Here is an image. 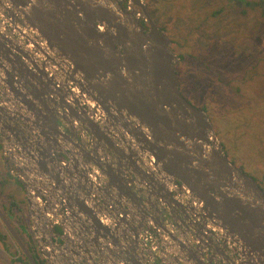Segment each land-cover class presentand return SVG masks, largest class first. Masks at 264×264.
Instances as JSON below:
<instances>
[{
	"label": "water",
	"instance_id": "95a60500",
	"mask_svg": "<svg viewBox=\"0 0 264 264\" xmlns=\"http://www.w3.org/2000/svg\"><path fill=\"white\" fill-rule=\"evenodd\" d=\"M123 1L7 0L13 4L12 9L22 15V23L35 28L45 39L46 46L53 55L64 58L71 64L73 71L83 72L80 79H73L70 77V70L66 69L65 76L78 83L81 92L102 107L104 125L99 126L85 110L78 108L81 107L79 101L78 107L72 101L71 106L66 101L67 96L62 95V101L57 103L54 99L57 91L54 93L52 89L46 88L41 90L43 95L39 96L35 94L34 89L24 88L25 84L31 82L32 77L39 76L40 79L41 75L46 73L44 60L32 62L34 69H30L22 58L29 59L31 53L24 51L13 39L0 33V39L3 41L0 40V82L7 87L9 94H12L11 103L14 104L17 100L27 106L30 104L34 109L32 99L35 98L46 111L44 114L40 108L31 111L34 120L24 121L29 133L20 136L17 134L18 129L9 123H12V119L6 113L7 109L0 105V133L3 134V128L6 129L20 144L21 153L29 157L49 178V187L65 195L66 208L74 218L81 219L76 220V223H81L84 233L89 230L87 225L91 224L94 235L85 239L80 247L89 242L95 246L100 237L102 239V236L109 233L110 228L102 224L97 217L98 211H108L106 201L97 200L100 190L105 195H108L109 191L114 194L115 202L119 205L122 199L120 197L129 192L127 197L132 198L131 195H134L137 203L146 202L161 214H164L167 207L170 213H173L176 207L185 211L183 203L163 186V179L169 178L182 183L189 196L192 194L202 201L199 217H202L200 219L203 221L189 222L193 229H196V232H193L196 237H205L203 230L209 220L213 226L223 228L228 236L241 245L242 256L246 259L239 264H253V258L255 264H264V189L226 155L207 111L182 94L175 68L180 57L171 50L172 40L152 19L145 1L128 0L138 6L144 22L148 24L147 27L143 25L140 14L126 7ZM2 3L3 0H0V5ZM98 24L102 25L100 30H97ZM30 95L31 98H28ZM47 103H50V106ZM76 109L79 111L76 112ZM70 116L77 117L76 120L83 127L81 128L93 133V145L89 149L86 144L80 143L78 133L77 136L73 134V126L69 131L60 127ZM23 120L27 118L22 116ZM40 120L50 122L46 124V121H43L42 126L39 124ZM20 124L22 126L21 122ZM37 131L41 138L34 139L36 155H32L27 150L28 140L33 134H38ZM122 134L126 138L122 137ZM4 137L10 142L9 136ZM62 139L69 140L88 156L89 160L79 161L72 152L65 155L67 163L60 165V159L55 152L62 151ZM118 139L122 142L119 145L114 143V140ZM7 141L4 143L8 144ZM100 143L107 151L102 156L97 152ZM119 147L127 149L130 155L123 154ZM108 153L115 156L112 163L101 159L105 160ZM47 159L46 164L44 161ZM49 161L54 168H47ZM89 164L94 165L104 175L103 186L93 187V181L88 175ZM115 168L117 171L114 172ZM152 168L154 170H151ZM66 169L68 171L64 172ZM235 173L244 178L243 182L235 191L224 188L229 182V176ZM63 175L66 176V181ZM78 175H81L82 180L78 181ZM153 184H157L159 189H165V193L158 194ZM113 187L115 193L111 191ZM143 192L148 195H143ZM237 192L243 194L246 200H241ZM179 194L182 193L179 191ZM27 196L26 202L30 212L33 209L32 201L27 199ZM88 198L93 201L96 199V205L90 206ZM161 203H164V206ZM122 213L121 218L128 212L123 210ZM121 218L119 223L124 221ZM0 219L28 261L37 264L1 210ZM157 220V225L160 226V221L163 223L160 227L171 237L174 246L183 253L185 264H207L202 251L193 249L191 243L188 245L193 255L190 257L186 253L184 242L189 240L186 239L185 232L182 237L175 238L163 219L157 217ZM142 227L141 225V229L135 233L137 240ZM109 237L114 238L112 235ZM84 251L87 253L88 249L85 247ZM216 253L214 250L213 255ZM222 254L223 257H216L220 258V264H227V256L223 252ZM209 259L211 260V257ZM214 262L218 260L212 258L211 264ZM135 263L140 264L138 261Z\"/></svg>",
	"mask_w": 264,
	"mask_h": 264
},
{
	"label": "rangeland",
	"instance_id": "374dc122",
	"mask_svg": "<svg viewBox=\"0 0 264 264\" xmlns=\"http://www.w3.org/2000/svg\"><path fill=\"white\" fill-rule=\"evenodd\" d=\"M144 1L146 3V0ZM228 1L153 0L151 1L153 10L150 11V7L146 6L152 19L167 32L172 40L170 48L176 55L179 50L191 59L193 64L197 63L198 56H204V60L198 62L200 69L198 76L194 74L197 66H192L194 73H190L193 78L190 85L192 87L195 85V88L187 90L180 88V90L188 100H193L192 103L199 105V103L209 102L216 105V109L210 113L207 112L212 123L214 117L217 118V128L214 123L213 125L221 147L238 168L244 170L258 184H262L264 189V30L259 31L256 23V20H260L259 25L264 28V17L260 15L255 8L257 5L254 4L245 6L247 13H243L240 6H234V4L232 9L215 14L219 7L224 6ZM123 4L126 7L130 5V9L135 10V13H139L143 18L138 6L128 0H124ZM205 15L208 17L204 18ZM193 19L197 20L198 25L193 23ZM228 51H230L229 58H227ZM217 67L221 71V81L215 78ZM224 68H230L231 71ZM227 73H230L233 78L226 76ZM229 79H233L231 81L233 85L241 87L240 94L230 91L225 85ZM214 86H216L217 98H213L210 94L214 91ZM255 90H259L262 97L258 100H250L254 98L252 95ZM230 94L234 95V99L230 97ZM220 106L232 108L229 112L227 111L226 116L229 120L226 123L223 121L224 117L222 118L224 109ZM245 116H248V119ZM118 141L120 142V139ZM2 143L4 139L0 135V158L3 153ZM12 154L0 161V175L6 180L0 181V199H2L0 203L8 213L9 205L14 206L13 211L16 209L19 212L21 231L24 233L28 230L27 233H30L29 228L26 229L28 209L18 201V199L24 200L25 189L22 183L13 177L15 170L12 159L15 158L19 164L23 156L16 148ZM249 164L255 165V173L250 171ZM23 170L28 173L30 171L28 167L25 169L22 166L18 167L20 179L25 181ZM41 185L38 183V186ZM0 230L4 231L10 239L16 255H21L22 250L6 230L1 219ZM55 231L62 232L58 226L55 227ZM15 232L25 244L22 233L16 230ZM29 236L27 234L26 239ZM157 237L160 240L164 239L162 235ZM173 243L172 239L168 238V244L174 246ZM32 247L35 248V246ZM0 257L3 260L11 259V255L1 246Z\"/></svg>",
	"mask_w": 264,
	"mask_h": 264
},
{
	"label": "clouds",
	"instance_id": "9594fccd",
	"mask_svg": "<svg viewBox=\"0 0 264 264\" xmlns=\"http://www.w3.org/2000/svg\"><path fill=\"white\" fill-rule=\"evenodd\" d=\"M10 10L13 11L15 15L20 17L21 22H16V21L11 20V17L8 16V12ZM22 20H23L22 15L19 12H16L14 9H12L11 5L7 3V0H4L3 7H0V33H3V35L9 37L10 39H13L14 43L18 44L26 52L31 53V51H34L32 41L39 44L42 48H46L47 46H46L45 39L38 33V31L35 28H31V27H28L27 25H24L22 23ZM101 28H102V25L98 24L97 30H100ZM31 55L33 54L31 53ZM43 57L44 56L41 55L40 59L38 60L39 61L42 60ZM25 63H27V61H25ZM5 66L7 67V65ZM63 73L64 72H62V77H63ZM70 90H71L72 95L68 97L69 103H71L74 97H80L81 95L79 88L72 87ZM6 94L9 100L11 98L10 97L11 94L9 93H6ZM11 101L12 100L10 99L9 100L10 104H12ZM85 103L89 107H92V108L97 106L94 100L89 99L87 97H85ZM103 115H104V112H103ZM92 120L95 121V119L93 118ZM102 123L104 125V120ZM73 125L75 127L79 126L78 122L76 121H73ZM109 129H111V127ZM83 131L85 130L82 129V133ZM2 133L3 134L0 133V135L3 137L4 142L7 141L4 136H9L10 142L7 141L8 144H11L13 148L14 149L16 148L20 152V154L23 156V160L19 164H16V166L17 167L22 166L23 169H25L26 167H32L33 165H32L31 159L23 155V153H21L20 144L16 141V139L10 136V133L4 128L2 130ZM145 134H147L146 130H145ZM83 138H84V135L83 136L79 135L80 142L82 141ZM120 143L121 141L119 142V144ZM92 145H93V142L90 145H86L87 149H89ZM5 147L7 148V145H5ZM74 147L76 146L74 145ZM62 150L66 154H72V152H74L72 146H70L71 152H67V150L63 148V145H62ZM5 155L6 156L8 155L7 152L5 153ZM12 162H15V158L12 159ZM59 163L60 165H64L65 163H67V158L65 157V158L60 159ZM93 166L94 165L92 164L88 165V168L91 169L88 175L90 179L100 182L102 180V176H100L99 171L95 168V166L94 167ZM249 168H250V171H252L253 173L256 172V167L254 164H249ZM24 174H25V181H26L25 185H26L27 183L31 182L32 174H29L26 171H24ZM44 176L45 177L43 179L44 181H46V184L48 185V178L45 174ZM97 178H99V180ZM157 179H161V177H157ZM243 180L244 178L241 177L238 173L230 175L228 178L229 182L228 184L224 186V188L226 189L231 188L233 191H235L236 188L243 182ZM163 186L167 191H169L170 193H173L174 188H173L172 182L169 181V178L163 179ZM26 189H31V188H26ZM236 194L241 200H246V197L243 194L239 192H237ZM174 195L179 200L178 196H176L175 193ZM27 199H30L32 201L31 206L34 209H37V210L43 209L45 201L42 200L40 196H36L33 189H31V195H28ZM217 199L219 200L220 198L218 197ZM91 203L92 202L90 201L89 203L90 206H91ZM184 203H190L194 207L196 212H199L200 208L202 207V201H200L198 198H195L192 194L190 198L184 201ZM124 207L130 208L128 204H124ZM122 214H123L122 212L118 211L117 216L113 217L112 215L105 213L104 211L97 212V217L102 224L108 226L110 229H116V235L119 238L118 246H114L111 244L109 240L103 239V240H100L99 243L95 246L89 242V243L84 244L83 247H77V245L81 244L85 239H89L91 236V233L90 232L84 233L82 230H79L80 234L77 235L76 231L70 230L65 225V226H62V234L64 236H67L69 241H74V243H64L62 239L57 238L53 244L46 245L43 248H40V246H37L38 260L44 261V264H125L126 257L124 253L132 247L134 238L131 232H127V230L125 229V225L120 224L119 227H117V219L119 215H122ZM43 218H47L49 220L52 219V213L48 211H44L42 214V219L40 221H35L32 227H36V226H39L41 223H44L45 221ZM53 221H54L53 223L55 224H60L59 217H57ZM4 227L6 228L5 225ZM173 229L174 228L172 226L169 227L170 231H173ZM205 229L206 230L208 229V224H205ZM122 230L126 233V238H120V233ZM29 231L33 235L32 233L33 231L30 229V227H29ZM210 234H211L212 239L215 242H221V241L223 242V241H226L227 239L226 231L219 226L213 228L210 231ZM185 237L186 239L191 240L193 245L197 246L199 244V240L195 238L194 236H189L187 233H185ZM135 246H136L137 259L141 260L142 264H155L157 260L160 261V264H172V257H174V261H177V264H185L183 253L180 250H178L175 246H170L164 239H161L159 242H157L150 234L146 232L140 234L139 239L136 240L135 242ZM85 247L88 249L87 253H85L84 251ZM229 247L233 249L232 259H234L237 262V264H239L240 261L246 259V257H243L240 255L241 246L229 244ZM200 250H202L203 257L206 260L207 264H211L212 258L214 256L211 249L201 247ZM210 257H211V260L209 259ZM253 264H255V258H253Z\"/></svg>",
	"mask_w": 264,
	"mask_h": 264
},
{
	"label": "flooded vegetation",
	"instance_id": "af4514ba",
	"mask_svg": "<svg viewBox=\"0 0 264 264\" xmlns=\"http://www.w3.org/2000/svg\"><path fill=\"white\" fill-rule=\"evenodd\" d=\"M27 38V37H26ZM36 45H38L37 43H36ZM31 67V66H30ZM59 65L57 64V68H56V71H58L59 70ZM72 87H76V88H78L75 84H70V86H69V91H67L66 93H63L62 91H60V90H58V89H56L55 87L54 88H52V90H53V92L55 93L56 91L58 92V94L56 95V96H54V99L57 101V103H60V101H62V99H63V97H62V95H66L67 96V98L70 96V95H72V93H71V88ZM3 88H4V90H5V93H7V91H6V89H5V87L3 86ZM50 88H51V86H50ZM53 98V97H52ZM7 103H8V96H6L5 95V103L4 104H2L3 105V107L4 108H6V109H9V108H11L12 109V106L11 107H7ZM15 103H18L17 102V100H16V102ZM82 106L81 107H78V105L76 106V107H78V108H82L83 110H85L86 112H87V110H88V106L87 105H85V104H81ZM77 111H79V109H76ZM8 112H9V110H8ZM60 113H61V111H59ZM23 116L24 117H26V115H25V113L23 114ZM67 121L65 122V121H63V127H65V131H69V128H71L72 129V126L74 127V129H72V131H73V134L75 135V136H77V133H78V135H81V133H82V125L81 124H79V126H74L73 125V119H72V116H70V117H68L67 119H66ZM103 120H104V115L101 117V119H96L95 120V122L99 125V126H103ZM82 127V128H81ZM83 133H84V138L82 139V141L80 142L81 144L82 143H84V144H86V145H90L92 142H93V133L91 134L90 132H88V131H83ZM64 140L62 139L61 140V142L62 143H69V140H65L64 142H63ZM69 148V150H67V152H69L70 151V147H68ZM56 149H59V148H56ZM56 155H57V157H59V159H62V158H65V155H66V153H64L63 152V150L62 151H58V153L56 152ZM103 155V154H102ZM101 154L99 155V156H102ZM82 156V155H81ZM110 157H111V159L112 160H114L115 159V156H114V154L113 155H111V154H109V155H107V159L109 160L110 159ZM102 159V161H106V160H103V158H101ZM99 171V170H98ZM100 172V171H99ZM100 174H101V176H103L102 175V173L100 172ZM175 184H176V186H177V188H178V190H182L183 189V187H184V185L182 184V183H180V182H178V181H175V180H172ZM113 193H115V189H112L111 190ZM175 194L177 193V192H174ZM99 195L100 196H105V197H108V195H109V201L111 202V204H112V207H111V210H110V212H111V214H113V217L114 216H117V212L119 211V212H123V210H126L125 209V207L123 206V204L125 203V204H128V202H127V200H124V201H121V205H122V207H123V209L121 208V207H118L117 205H119L117 202H115V200H116V197H115V195L114 194H112L111 192H110V194H108V195H105L104 194V192L103 191H101L100 190V193H99ZM177 195V194H176ZM125 198V197H124ZM100 199H101V197H100ZM64 201H65V199H62L61 200V202H60V204H64ZM179 202H181V203H183V205H184V208H185V211H183V209H181V207H176V211H175V213L176 212H181L182 213V215H183V217H176V216H171L170 217V215H173V214H175L174 212L173 213H170L169 212V207H167L166 208V211H164V214H166L165 216L167 217V219L164 221V223L167 225V227H168V229H169V227H173L174 229H173V231H171L172 232V234L174 235V237L175 238H180V237H182V233L184 232V231H186V233L189 235V236H194L195 238H197L198 240H199V244L197 245V246H195V245H193L192 244V241L190 240V243L192 244V247H193V249H195V250H197V251H202V250H200L201 249V247H204V248H210L211 249V251H212V253H213V251L215 250L217 253L213 256V258L214 259H217L218 260V262H214V264H220L219 263V261H220V258L219 257H216V256H224L223 254H222V252L227 256V258L225 259V261H226V263L227 264H237V262L234 260V259H232V252H233V249L232 248H230L229 247V244H232V245H239V246H241L240 244H235L234 243V240H233V238H231L230 236H228L227 235V239H226V241H221V242H215L213 239H212V237H211V234H210V231L209 232H205L204 230H203V235L205 236V237H203L202 239H200L199 237H196L195 235H194V233L193 232H196V229H193V227H192V224H190L189 222H192V221H201L202 219H200V218H202V217H199V213L200 212H195L196 210L194 209V207L190 204V203H184L181 199H179ZM162 204V206H164V203H161ZM130 206L131 207H134L133 205H131L130 204ZM135 208V207H134ZM174 208H175V206H174ZM154 211V210H153ZM200 211V210H199ZM126 212H128L127 213V215H128V217H130L129 216V211L128 210H126ZM114 213H116V214H114ZM193 213H195V214H193ZM119 216H122V215H119ZM148 216H150L151 218H152V220L154 221V222H157V223H154V222H152L149 218V221H146V219L142 216L141 218H143L142 220H143V222H140L141 224H142V226H143V228H144V231L146 232V233H150V235L157 241V242H159L160 241V239H158V235L160 234V232H161V234H162V236H164V240H166V242L168 243V238H170L171 239V237L170 236H168V234L164 231V229H162V227H160V226H158L157 224L159 223V221L156 219V217L155 216H157L154 212H150L149 211V214H148ZM195 219H194V218ZM198 217V218H197ZM191 218V219H190ZM170 221V222H169ZM203 221V220H202ZM171 223V224H170ZM205 224H208V228H209V226H212L213 227V225L209 222V220H207V222L205 223ZM215 227H217V226H215L214 225V228ZM156 229H159L160 230V232L159 231H156ZM55 232H58V231H55ZM179 233H181V234H179ZM227 234V233H226ZM180 235V236H179ZM177 236V237H176ZM189 240V239H188ZM150 242V241H149ZM242 249H241V252H240V255L242 256ZM219 254V255H218ZM204 258V257H203ZM240 263V262H239ZM155 264H160V262H158V263H156L155 262Z\"/></svg>",
	"mask_w": 264,
	"mask_h": 264
},
{
	"label": "built area",
	"instance_id": "2783aa9c",
	"mask_svg": "<svg viewBox=\"0 0 264 264\" xmlns=\"http://www.w3.org/2000/svg\"><path fill=\"white\" fill-rule=\"evenodd\" d=\"M7 3H9V2H7ZM12 7L13 6H11V8ZM8 16L11 17V20L19 22V17L17 15H15L13 11L10 10L8 12ZM143 20H144V18H143ZM32 43H33V50L34 51H31V53L37 59H40L41 55H43V56L45 55L44 51H46L47 49L42 48L39 44L36 45V43L34 41H32ZM45 62H46L45 63L46 64V66H45L46 74L52 78H55L56 86H58V82H59L58 80L62 77L61 70L56 71L57 64H56L54 59L50 58V59L46 60ZM50 69H51V71H50ZM5 95L7 96V94L5 93V90L3 88V85L0 83V105L5 103ZM8 104H10L9 100H8L7 105ZM87 113L90 115V117H92L95 120L97 118L101 119V117L103 116V110L101 108H99L98 105L94 108L89 107L87 110ZM81 135L83 136L84 133H81ZM88 171L90 172L91 169L88 168ZM100 176H101V174H100ZM38 179H43V178L38 176V178L34 179L32 182V188L31 189H33L34 192L37 193L36 196H40L41 199L45 201V203H44L43 209H39V210L32 209V211H30V215H31L30 229L33 231L32 232L33 236H35L39 241L37 246H40V248H43L46 245L53 244L57 238L62 239V241L64 243H74V241H69L67 237L62 236L63 235L62 232L56 233L55 227L56 226L60 227L61 231H62V226L66 225L70 230L76 231V234L78 235L79 230H81V223H76V220H75V222H73V219L70 216L69 211L66 208V205L60 204L54 200V198L57 200L65 199V195L62 194L60 191H56V190H53L52 188L48 187V185L46 184V181H43L44 179L40 180V181H38ZM97 179L99 180V178H97ZM103 181H104L103 176H102V180L100 182L93 180L94 188L103 186V183H104ZM169 181L172 182V185L174 188L173 193L177 192L176 196H178L179 199H181L184 202L186 199L190 198L189 193L186 191L185 187H183L182 190L181 189L178 190L176 184L172 180H169ZM38 183H41L42 185L38 186ZM97 183L99 185H97ZM179 191L182 194H179ZM109 206H112V205L109 204ZM44 211L51 212L52 213V219H50V220L47 218L44 219L45 222L40 224V226H42V228H43L42 229L40 227V230L42 231V235L37 236V233L39 232V230H37L38 226L32 227V225L34 224L35 221H40L42 219L41 213L43 214ZM104 212L110 214L107 211H104ZM66 213H67V216H66ZM38 215H40V217ZM110 215H112V214H110ZM57 217L60 218V224L53 223L54 222L53 220H55ZM213 228H214V226L213 227L209 226V228L207 230L204 228L205 229L204 231L209 232ZM156 231L160 232L159 229H156ZM89 232L90 231L88 230L87 233H89ZM141 233H145L144 228L142 229ZM159 235H162L161 232ZM158 262H160V261L157 260L156 263H158ZM175 263H177V262L175 261ZM0 264H2V263H0ZM172 264H174V263H172Z\"/></svg>",
	"mask_w": 264,
	"mask_h": 264
},
{
	"label": "crops",
	"instance_id": "0c3cea01",
	"mask_svg": "<svg viewBox=\"0 0 264 264\" xmlns=\"http://www.w3.org/2000/svg\"><path fill=\"white\" fill-rule=\"evenodd\" d=\"M1 40V39H0ZM2 41V40H1ZM3 42V41H2ZM7 44V43H6ZM8 45V44H7ZM12 50H14V49H12ZM35 71H37V70H35ZM65 69H64V73L63 74H65ZM31 82H34L33 83V85L36 87V89H39V90H42V91H44L46 88H48V89H52V87L50 88V85H52V83H51V81H50V79H48L47 77H46V75L44 74V75H41V78L39 79V76H35V77H32L31 79ZM40 80V83H38V81ZM28 89H30V90H32L31 88H28ZM12 95V94H11ZM11 95H10V97H11ZM28 98H31V95L28 97ZM33 100V102H34V109L36 110V109H41L42 110V113L44 114V113H46V111L44 110V107L43 106H40L39 105V103H38V101L34 98V99H32ZM15 102H16V100H15ZM48 104V103H47ZM49 106H50V103L48 104ZM28 106H29V108L27 109V110H25L24 111V113H25V115H26V118H27V120H19L16 116H11L10 115V113L7 111L6 113L8 114V115H10V117H11V119H12V123L11 122H9V121H7V122H9L12 126H14V127H16V129H18V132H17V134L18 135H20L21 136V134H23V133H29L28 132V130L26 131V128H27V126L25 125V122L24 121H26V122H32L33 120H34V116L32 115V113H31V111L32 112H34V109H32V106L30 105V104H28ZM74 111V110H73ZM76 112H77V110H75ZM74 111V112H75ZM34 114V113H33ZM72 119L74 120V121H76V122H78V124H81L79 121H77L76 119H77V117H72ZM45 122L46 121V124L47 123H49L50 121L49 120H40L39 121V124H41L42 126H44V123H42V122ZM20 122L22 123V126H21V124H20ZM48 127H50L49 125H48ZM60 127H63V122H62V124H61V126ZM37 133H38V131H37ZM39 138H41L40 137V135H39V133L38 134H33V136H30V139L28 140L29 142H28V146H27V150L32 154V155H36V153H35V151H34V149H35V147H36V144H35V142H34V139H39ZM116 141H118V140H116ZM115 141V142H116ZM101 142V141H100ZM63 145V148L64 149H67V150H69V148L68 147H70V146H72L71 145V143H63L62 144ZM102 145V146H101ZM117 145H119V141H118V143H117ZM122 145V144H121ZM120 145V146H121ZM99 149L97 150V152H98V154L100 155H102L103 153H107V151L103 148V144L102 143H100L99 144ZM73 147H74V145H73ZM120 149H122L123 150V154H125V155H130V152L126 149H123V147H119ZM69 152H71V151H69ZM76 153V157H77V159L79 160V161H83L84 159H88L89 160V157L87 156H85V154L82 152V151H80V150H78V148L77 147H75V150H74V152H73V154H75ZM108 154H111V153H108ZM82 155V156H81ZM116 155V154H115ZM40 157V156H39ZM36 158H38V157H36ZM124 159H127V158H125V157H123ZM131 158H134V156H131ZM50 159V158H49ZM107 159V156L105 157V160ZM115 160V159H114ZM114 160H112L111 159V157H110V159H109V161H111V163L114 161ZM106 161H108V159L106 160ZM32 162V161H31ZM46 164H47V162H48V159L47 160H45L44 161ZM43 162V163H44ZM34 162H32V164H33ZM45 165V164H44ZM47 168H50V169H52V168H54L53 166H52V164H51V162L49 161V163H48V166H47ZM151 168V167H150ZM151 170H153V168L151 169ZM68 171V169H66L64 172H67ZM115 171H117V169L115 168V170H114V172ZM74 172V171H73ZM74 174H78V173H76V172H74ZM115 174V173H114ZM103 177H104V175H103ZM63 178H66V176L65 175H63ZM130 178V177H129ZM133 183V182H132ZM127 185H129L128 183H126ZM92 185H93V187H94V184L92 183ZM130 186V185H129ZM153 186H154V190L158 193V194H162V192H164L165 193V189H159V186L157 185V184H153ZM86 187H88V185L86 186ZM112 189H114V187L112 188ZM95 190V189H94ZM110 192V191H109ZM80 193H82V191H81V189H80ZM127 194H129V192L127 193ZM127 194L126 195H123L122 197H120V198H122L121 199V201H124V200H127V202H128V206L130 207V208H125L126 210H128L129 212H130V217H128V215H125L123 218H121V216H119L118 217V219H117V227H119V225L120 224H123V225H125V229L127 230V232H131L132 233V235H133V237H134V239H133V244H132V253H133V255L135 254V252H136V246H135V242H136V237H135V233L136 232H138L140 229H141V223L140 222H143V218H141L142 216L146 219V221H149V219L152 221V218L150 217V216H148V214H149V211L150 212H154L155 214H157V216H155L156 218L158 217V219H159V217L161 218V219H163V221H165L166 219H167V217L162 213H159V212H157L156 210H154L153 211V209H152V207H150L146 202H144V204H141V202H139V203H137V201L135 200V198H134V195H131V196H133L132 198H129V197H127ZM148 195V194H146L145 192H143V195ZM101 197V199H103L104 201H106L107 202V207H108V211H110L111 210V207L112 206H109V204H111V202L109 201V195H108V197H105V196H100ZM125 197V198H124ZM95 201H96V199H95ZM95 201H92V205L94 206V205H96V203H95ZM87 202H89V198L87 199ZM125 204V203H124ZM124 204H123V206H124ZM130 204L131 205H133L134 207H131L130 206ZM112 205V204H111ZM146 205H147V207H146ZM118 207H121L122 209H123V207H122V205H117ZM175 211L176 210H174V213H175ZM133 213H137L136 215L134 214L133 215ZM81 215V214H80ZM113 215V214H112ZM133 215V216H132ZM82 216H84L83 214H82ZM171 216H176V217H183V215H182V213L179 211V212H176L175 214H173V215H170V217ZM115 217V216H114ZM127 217V218H126ZM123 219L124 221L122 222V223H119L118 222V220L119 219ZM149 218V219H148ZM72 219L73 220H81L79 217H77V218H74V216L72 217ZM125 222V223H124ZM162 222L160 221V224H161ZM98 230V229H97ZM130 230V231H129ZM90 231V233H91V236L90 237H92L93 235H94V230H93V228H91V230H89ZM102 231L99 229V233H101ZM142 232V231H141ZM85 233H87V232H85ZM141 234V233H140ZM113 236L114 238H117V235H116V229H109V233H106L104 236H102V239H101V237L99 238V240H97L96 241V244H98L99 243V241L100 240H103V239H105V238H108L107 240H112L109 236ZM185 235V234H184ZM120 238H126V233L122 230L121 231V233H120ZM139 239V238H138ZM115 243V242H114ZM185 244V249L187 250L186 251V253L187 254H189V256L191 257L192 255H193V251H192V249L189 247V245H188V243L190 244V240H189V242H184ZM116 244V243H115ZM77 246H81V244H78ZM130 248V249H131ZM129 253V252H128ZM127 254V253H126ZM125 255V254H124ZM129 255V254H128ZM130 258H132L133 259V257L131 256ZM173 258V263L174 264H177V263H175V261H174V257H172ZM125 261L128 263V264H136L135 263V261H138L139 262V260H134L132 263H129L126 259H125ZM177 262V261H176Z\"/></svg>",
	"mask_w": 264,
	"mask_h": 264
},
{
	"label": "trees",
	"instance_id": "16d2710c",
	"mask_svg": "<svg viewBox=\"0 0 264 264\" xmlns=\"http://www.w3.org/2000/svg\"><path fill=\"white\" fill-rule=\"evenodd\" d=\"M151 1H153V0H146V5L150 7V11L153 10V5H152ZM252 4L258 6V7L256 6L255 8L259 11L260 15L262 17H264V0H256L254 2L249 1V0H229L228 3H226L224 6L219 7V10H217L215 12V14L216 13H219V12L222 13L225 10L232 9L233 8V5L234 6H240L242 12L243 13H247L246 12V9H245V6L246 5H252ZM207 17H208V15H205L204 16V18H207ZM141 21H142L143 25L145 27H147L148 24L144 22L143 18L141 19ZM192 21H193V23L195 25H198L197 20H194L193 19ZM256 23H257V27H259L258 28L259 31H263L264 28L259 25V23H261V21L260 20H256ZM162 25H164V24H162ZM229 52L230 51H228V53ZM177 53H178V56L180 57V60L175 64V68H176V77L179 79L178 81L180 83V88H182V90L194 89L195 88V85L193 87L190 85V83L193 82L192 81L193 78H192V75L190 73H194L193 72V67L197 66V67H195L196 68V71H195L194 74H195V76H198V71L200 70L199 67H198L199 66V63L198 62L203 61L204 60V56H198L197 63L196 64H193V62H191V59H189L184 53H181L179 50H178ZM229 57H230V53H229V55H228L227 58H229ZM215 69H218V67L215 68ZM224 70L231 71L230 68H224ZM225 75L233 78V76H231L230 73H227ZM215 76H216L215 78L218 79L219 81L222 80L221 71L219 69L217 70ZM232 80L233 79H229L226 82L225 85L227 87H229L230 91H233L236 94H240L241 87L239 85H233L232 82H231ZM183 83L185 84L184 87H183V85H184ZM215 89H216V86H214V91L213 92H210V94H211V96L213 98H217V96H218V94H217V92H216ZM252 96H254V98H251L250 100H253V99L258 100V99H260L262 97V93H259V90H255ZM230 97L232 99H234V95L233 94H230ZM190 101L193 102V100H190ZM195 105L198 106L201 109H204L206 111H209V113L212 112L214 109H216V105L215 104H212V103H209V102L203 103V104L199 103V105L198 104H195ZM232 106H233V103H232ZM220 108H223L224 109L222 118L224 117L223 121H224V123H226L229 120V117L226 116L227 111L229 112V109H232V108L231 107H228V106H220ZM245 118L248 119V116H245ZM213 121H214L213 123H214L215 127L217 128V126H216V125H218L217 118L214 117V120ZM240 136H242V135H240ZM251 153L254 154L255 152L251 151ZM3 180H5L4 177L2 175H0V181H3ZM259 185L263 188V185L262 184H259ZM0 200H2V199H0ZM0 206H1V203H0ZM0 208L3 211V213H5L6 209L4 207H2V206ZM9 208H10V210L12 212L10 214L5 213L8 221L10 222V224L12 225V227L17 232L22 233V235L24 237V240H25V244L24 245L26 246V248L29 251V253L31 254V256L35 259L36 263L37 264H44V261L38 260L37 252H36L35 248L32 247V246H34L33 243H32L33 242V238H32L33 235L31 233H27V230L26 229H25L26 232L23 233L21 231L20 227H19V225L21 223V220H20V216H19L18 210L15 209L13 211L14 206H11V205H9ZM15 225H17V226L15 227ZM27 234L30 235L28 239H26ZM0 246L3 248V250H5L6 252H8L11 255V259L10 258H7V260H3L0 257V263H2V264H31L28 261L27 257L24 255V253H21V255H19V254L16 255L17 253H15V251H13V249H12V243H11L10 239L7 237V235H6V233L4 231L2 232V230H0Z\"/></svg>",
	"mask_w": 264,
	"mask_h": 264
},
{
	"label": "bare ground",
	"instance_id": "6f19581e",
	"mask_svg": "<svg viewBox=\"0 0 264 264\" xmlns=\"http://www.w3.org/2000/svg\"><path fill=\"white\" fill-rule=\"evenodd\" d=\"M3 2H4V0H3ZM11 6H13V4L11 3L10 4ZM0 7H3V3L1 4V6ZM46 51H44V58L42 59V60H44V68H45V66H46V59L47 58H52V59H54L55 60V62L59 65V70H61V72H63L64 71V69L66 70H70V77L71 78H73V79H80V77H81V75L83 74V72H81V71H79V70H77V71H73L72 70V67L70 66L71 64L69 63V62H67L64 58L63 59H60L61 57H58V56H56V55H53L52 54V52H50L49 51V49L46 47ZM54 53H56V54H58L57 53V51H54ZM29 59H27V58H22L23 59V62H25V61H27V65L30 67V69H34V67H33V65H32V62H36V63H38L39 62V60L34 56V55H30V57H28ZM1 61V60H0ZM39 66V65H38ZM90 74L92 73V74H94V72H89ZM46 77L48 78V79H50L51 81H53V83H52V85H50L52 88H56V89H58V90H60V91H62L63 93H66L67 91H69V86H70V84H75L79 89H80V92L82 91V89H81V87H80V85L78 84V83H75V82H72L71 80H69V78H67V76H65V74L63 75V77H61L58 81V86H56V83H55V78H52V77H50V76H48L47 74H46ZM65 80H67V81H65ZM83 82H84V80H83ZM33 83L34 82H29V83H27V84H25L24 85V88H31V89H34V92H35V94L36 95H39V96H42L43 95V93L41 92V90H36V88H33ZM4 87H5V89H6V91H7V93H10V91L7 89V87L5 86V85H3ZM54 90V89H53ZM81 99L79 100V97H74L73 99H72V102H75L78 106H79V103H80V105L81 104H85V105H87L86 103H85V97H87L88 98V96L85 94V93H82L81 92ZM66 101L68 102V98H66ZM78 101H79V103H78ZM97 104V103H96ZM70 105L71 106H73L71 103H70ZM98 106H99V108H102L99 104H97ZM12 106V109L11 108H9V109H7V111L9 110V113H10V115L11 116H16L19 120H22V116H23V114H24V111L25 110H27L28 108H29V106H27V105H24V104H22V103H14V104H8L7 105V107H11ZM82 106V105H81ZM88 106V105H87ZM89 107V106H88ZM124 136V138H126V136L124 135V134H122V137ZM69 143H71L70 141H69ZM122 143V142H121ZM5 145H7V148L5 147ZM72 145V147H73V144H71ZM2 149H3V153H2V157L0 158V161H3V158L5 157V158H7V156L5 155V153L7 152V154L8 155H11L12 154V152L14 151V148H13V146L11 145V144H6V143H2V147H1ZM73 150H75V147H73ZM57 153H58V151H56ZM55 152V153H56ZM112 152V151H111ZM113 153V152H112ZM13 155V154H12ZM76 155V153L73 155V156H75ZM15 156V155H14ZM57 156V155H56ZM22 160V159H21ZM16 164H18L17 163V161H15L14 162V170H15V173H14V175H13V177H14V179H16V180H18L19 182H21L22 183V185H23V189H25L24 190V200L23 201H21L20 199H18V201L19 202H21V204H23L24 206H25V208L26 209H28V204H27V202H26V195H31V189H26V188H32V182H33V180L34 179H36V178H38V176L39 177H42V178H44L45 176H44V174L41 172V170H40V167H38L35 163L34 164H32L33 166L32 167H28L29 168V171H30V173L29 174H32V179H31V182L30 183H27L26 185H25V181H22V179H20V173H19V171H18V167L16 166ZM23 172H24V170H23ZM48 178V177H47ZM76 178L78 179V181L79 180H82V178H81V175H78V176H76ZM64 180H65V178H63ZM40 180H43V179H38V181H40ZM48 180H49V178H48ZM44 181V180H43ZM66 181V180H65ZM93 181V180H92ZM97 185H99L98 183H97ZM26 187V188H25ZM146 193V192H145ZM37 193L35 192V195H36ZM109 194H110V192H109ZM147 194V193H146ZM145 195V194H144ZM54 200L56 201V202H58V203H60L61 202V200H57V199H55L54 198ZM97 200L99 201V202H101L102 201V199H100V196L98 195V197H97ZM89 201H93V200H91V199H89ZM65 202H66V199H65V201H64V204H65ZM107 203V202H106ZM34 209V208H33ZM10 211L11 210H9V213H10ZM101 211H103V210H101ZM105 211V210H104ZM12 212V211H11ZM69 212H70V210H69ZM107 212H110V211H107ZM5 213H8V211L6 210L5 211ZM4 213V214H5ZM8 213V214H9ZM27 213H28V220H27V223H26V229L27 228H29L30 227V219H31V215H30V213L27 211ZM39 213V212H38ZM41 213V212H40ZM114 214H116V213H114ZM41 215H42V213H41ZM70 215H71V217L73 216L72 214H71V212H70ZM157 215V214H156ZM39 217H40V215H38ZM66 216H67V213H66ZM133 216V215H132ZM38 217V218H39ZM43 219H45V218H43ZM157 219V218H156ZM73 222H75V220H73ZM161 224H163V223H161ZM160 224V225H161ZM91 224L89 223L88 225H87V228L89 229V230H91ZM40 227L42 228V226H38L37 227V230H39V232L37 233V236H40V235H42V231L40 230ZM43 229V228H42ZM130 231V230H129ZM185 233H186V231H184ZM56 233H59V232H56ZM184 233V234H185ZM79 234V233H78ZM179 234H181V233H179ZM182 235H183V233H182ZM62 236H64V235H62ZM139 236L140 235H138V238H139ZM180 236V235H179ZM65 237H67V236H65ZM177 237V236H176ZM32 238H33V243H34V246H35V249H36V252H37V245H38V239L35 237V236H32ZM134 238V237H133ZM167 240V239H166ZM22 241V240H21ZM110 242H111V244L112 245H114V246H118V244H119V238L117 237V238H113L112 240H110ZM116 244H115V243ZM22 243L24 244V242L22 241ZM234 243L235 244H237V242H235L234 241ZM239 244V243H238ZM129 252V253H128ZM127 253V254H126ZM125 257H126V260L129 262V263H132L134 260H138L137 259V255H136V252H135V254L133 255V253H132V248L131 249H129L128 251H126L125 253ZM129 254V255H128ZM133 257V259L132 258H130V257ZM243 261V260H242ZM139 262H140V264H142V261L141 260H139ZM125 264H128L126 261H125Z\"/></svg>",
	"mask_w": 264,
	"mask_h": 264
}]
</instances>
